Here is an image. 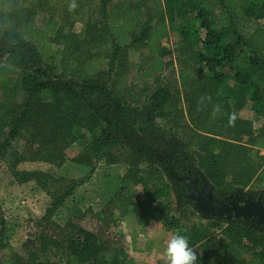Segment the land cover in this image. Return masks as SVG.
I'll use <instances>...</instances> for the list:
<instances>
[{"label":"trees","instance_id":"obj_1","mask_svg":"<svg viewBox=\"0 0 264 264\" xmlns=\"http://www.w3.org/2000/svg\"><path fill=\"white\" fill-rule=\"evenodd\" d=\"M98 6L100 21L88 19L62 47L55 46L64 35L55 15L38 27L27 17L33 12L17 11L12 28L0 27V164L16 182L34 181L50 197L33 220L34 245L25 253L6 238L0 208V257L7 253L0 264H130L122 245L83 223L85 212L71 207L60 216L101 161L127 167L107 205L106 214L113 207L119 222L140 185L158 208L169 207L173 185L162 173L182 171L180 165L198 166L218 195L264 184V0H99ZM170 32L178 36L176 59L162 44ZM175 60L173 80L159 79ZM151 78L154 88L146 84ZM129 79L142 86L130 88ZM201 96L212 103L199 108ZM216 103L222 108L213 118ZM247 106L258 127L240 115ZM232 112L238 118L229 126ZM75 144L81 149L70 156ZM69 157L90 166L85 178L19 168L61 167ZM184 206L165 220L173 234L181 229L189 238L197 264H264V231L238 221L202 222L195 206Z\"/></svg>","mask_w":264,"mask_h":264},{"label":"rangeland","instance_id":"obj_2","mask_svg":"<svg viewBox=\"0 0 264 264\" xmlns=\"http://www.w3.org/2000/svg\"><path fill=\"white\" fill-rule=\"evenodd\" d=\"M13 2L16 10L22 15L25 16L33 12V14L31 13L32 15L30 14L27 17L32 18L31 23L35 26H42L51 15H55L58 18L59 24L63 25L61 31H64V35L60 34V37L58 36L60 43L55 42L56 47H62L63 42H69L67 39L70 34L80 35L83 33L88 19L94 21L98 18L100 21L98 12L99 0H76L78 6L72 11L69 10L72 0H13ZM259 22L258 20L252 21L251 24H247V28L252 29ZM177 41L178 36L172 32L162 41V44L172 51V58L174 59H176L175 46ZM131 58L134 61L140 59L137 51L131 55ZM169 58L168 55L166 61ZM173 62L174 65L167 68L159 79L165 78L167 83L173 80L179 67L176 60ZM139 72L138 70L133 75H139ZM126 81L131 82L130 88L132 89L142 86V80L129 79ZM170 83L171 86L176 85L173 81ZM146 84L150 88H154L157 85L153 78L146 80ZM240 115L247 119H252L256 127L261 123V120L250 110V106L242 110ZM184 116L187 120L185 111ZM164 122L166 123L165 120ZM168 126L172 125L168 123ZM80 149L81 147L75 144L68 150V154L73 156ZM260 154L264 156V149H260ZM180 166L182 171L184 170L185 173H190L191 175L182 179L178 178L180 174V171L177 170L178 166L176 171L173 170L171 174L162 173L165 179L173 185L170 197L171 205L169 207L166 202H163V206L158 208L145 194L143 186L140 185L136 192V197L127 209V214L119 222L113 214L115 211L113 207L110 213L106 214L108 213L107 205L121 185V179L127 167L121 163L107 164L101 161L97 164L92 175L84 183L80 184L74 194L66 201L67 206L62 209L60 216L62 214L66 215L71 207L79 208V210L85 212L86 217L83 223L104 235L103 237L122 245L127 251L130 264H168L165 249L168 240L174 234L167 227L168 222L165 220V214L174 209L173 213H176L177 210L186 207L184 205H188L191 209L195 206L197 208L196 212L201 217V219L197 220L202 222L215 219H233V221L249 224L264 231V184H257V182L252 181L245 188L237 190L241 192L238 199L234 198V201L238 200V205H234L231 208L227 204L219 208L216 207V204L220 201H216L218 196L215 195V188L208 181L202 170L196 165ZM19 168L59 173L78 180L85 178L90 171V166L77 164L71 161L70 157L61 167L45 162H28L20 164ZM183 179H186L187 183ZM254 192L260 193V196L257 199L255 198V200ZM243 197L245 198L244 202L242 201ZM49 199L50 197L34 181L20 184L16 182L7 166L4 163L0 164V208L7 222L6 238L9 239V243L17 251L25 253L34 245L28 234L34 229L33 220L40 218L45 213ZM203 205L211 212L216 211L215 214L213 212H205ZM222 208L226 211L229 218L228 216L219 217V213L223 210ZM223 224L225 225L226 223ZM6 255L7 253L3 254L2 257ZM2 257H0V262Z\"/></svg>","mask_w":264,"mask_h":264},{"label":"clouds","instance_id":"obj_3","mask_svg":"<svg viewBox=\"0 0 264 264\" xmlns=\"http://www.w3.org/2000/svg\"><path fill=\"white\" fill-rule=\"evenodd\" d=\"M76 0H72L69 5V10L77 8ZM17 10L13 0H0V27L4 31L12 28L16 22ZM212 103L211 96H201L198 100L199 108H206ZM198 108V110H199ZM222 105L219 103L212 104L211 116L216 117L221 112ZM238 118L237 113L232 112L228 114L229 126H234ZM181 229H177L175 234L168 240L165 249V255L168 264H197L199 257L196 250L189 245V238L182 234Z\"/></svg>","mask_w":264,"mask_h":264},{"label":"flooded vegetation","instance_id":"obj_4","mask_svg":"<svg viewBox=\"0 0 264 264\" xmlns=\"http://www.w3.org/2000/svg\"><path fill=\"white\" fill-rule=\"evenodd\" d=\"M189 175H191V174L190 173L189 174L188 173H185L184 170H183V171H180V174L178 175V178H180V179H182L184 177L186 178V177H189ZM183 180L185 181L186 179H183ZM185 183H187V180L185 181ZM215 195L218 196L217 199L215 198L216 201L217 200L220 201V202H218V204H216V207L221 208L224 205L229 204V207L233 208L234 205L235 206L238 205V200H235L234 201V198H237L238 199L239 196L241 195V192L237 191V192H235L233 194L230 193V194H223V195H218L217 192H215ZM253 195H254V200H255V198L257 199V197L260 196V193L254 192ZM263 197H264V192H263ZM244 200H245V198L243 197L242 201L244 202ZM203 206L205 207V205H203ZM205 212H211V211L207 210V208L205 207ZM212 212L215 214L216 211H212ZM222 212L219 213V215H220L219 217L224 218L225 216H228V214L226 213V211L224 209L222 210ZM228 218H229V216H228ZM228 221H233V219H229Z\"/></svg>","mask_w":264,"mask_h":264},{"label":"crops","instance_id":"obj_5","mask_svg":"<svg viewBox=\"0 0 264 264\" xmlns=\"http://www.w3.org/2000/svg\"><path fill=\"white\" fill-rule=\"evenodd\" d=\"M170 34H171V32H170ZM170 34H169V35H170Z\"/></svg>","mask_w":264,"mask_h":264}]
</instances>
